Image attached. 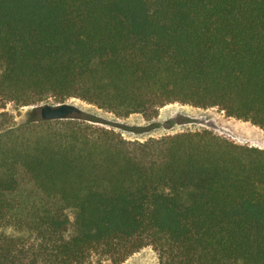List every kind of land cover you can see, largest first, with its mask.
<instances>
[{
    "label": "trees",
    "instance_id": "1",
    "mask_svg": "<svg viewBox=\"0 0 264 264\" xmlns=\"http://www.w3.org/2000/svg\"><path fill=\"white\" fill-rule=\"evenodd\" d=\"M119 116L171 102L264 129V0H0V98ZM90 114L0 132V264H264V149L128 140Z\"/></svg>",
    "mask_w": 264,
    "mask_h": 264
},
{
    "label": "rangeland",
    "instance_id": "2",
    "mask_svg": "<svg viewBox=\"0 0 264 264\" xmlns=\"http://www.w3.org/2000/svg\"><path fill=\"white\" fill-rule=\"evenodd\" d=\"M64 102L75 104L81 113L100 118L105 123L97 124L98 126L111 128L128 140L144 141L180 132L207 129L236 144L264 149V129L249 121L227 116L217 106L201 108L171 102L161 106L156 115L147 117L140 113L119 116L75 97L67 98ZM45 103L56 102L49 97L35 104L17 106L12 101L0 98V132L17 125L28 116L33 107ZM101 259L103 264H114L108 256H102ZM118 264H159V259L154 248L145 245Z\"/></svg>",
    "mask_w": 264,
    "mask_h": 264
},
{
    "label": "water",
    "instance_id": "3",
    "mask_svg": "<svg viewBox=\"0 0 264 264\" xmlns=\"http://www.w3.org/2000/svg\"><path fill=\"white\" fill-rule=\"evenodd\" d=\"M79 107L69 102H59L55 104H41L33 107L30 114L41 120L65 119L76 116L80 113Z\"/></svg>",
    "mask_w": 264,
    "mask_h": 264
},
{
    "label": "bare ground",
    "instance_id": "4",
    "mask_svg": "<svg viewBox=\"0 0 264 264\" xmlns=\"http://www.w3.org/2000/svg\"><path fill=\"white\" fill-rule=\"evenodd\" d=\"M78 107V106H77Z\"/></svg>",
    "mask_w": 264,
    "mask_h": 264
}]
</instances>
